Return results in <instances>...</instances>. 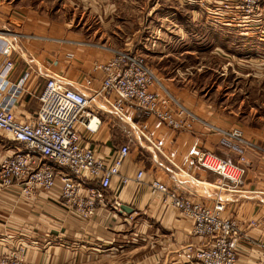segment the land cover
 Segmentation results:
<instances>
[{
  "label": "crops",
  "instance_id": "1",
  "mask_svg": "<svg viewBox=\"0 0 264 264\" xmlns=\"http://www.w3.org/2000/svg\"><path fill=\"white\" fill-rule=\"evenodd\" d=\"M0 38L15 45V49L0 46V71L9 60L10 80L17 81L27 74L14 108L21 121L33 117L47 76L57 75L77 86L85 77L92 76L98 85L100 73L92 65L108 59L110 51L74 43L89 41L119 48L76 35L34 11L14 10L2 2ZM150 67L171 90L160 70ZM172 93L205 122L223 128L235 125L214 106L193 97L196 95L182 89ZM129 116L131 123L114 115H102L98 131L87 135L85 141L107 160L121 145H128L129 155L120 173L132 177L137 169H143L142 182L130 180L121 186L120 176L114 177L105 193L104 205L89 220L66 212L57 204L55 193L37 191L25 199L19 195V185H0V254L22 244V264H194L184 248L189 243L199 244L200 239L190 234L191 220L162 205L157 192L149 188V181L156 178L193 199L209 204L222 199L224 214L234 217L245 234L238 243L237 264H263L262 250L249 240L264 237V131L239 127L251 146L242 147L227 140L238 146L226 148L222 144L226 141L202 123H196L192 132L177 133L139 109L130 110ZM18 147L0 130V159ZM201 149L218 152L232 162L241 156L245 158L246 173L237 188L221 185L224 181L218 175L196 165L195 156ZM142 152L150 163L138 160ZM114 201L119 203V210L112 207ZM122 205L130 211L122 210Z\"/></svg>",
  "mask_w": 264,
  "mask_h": 264
},
{
  "label": "built area",
  "instance_id": "2",
  "mask_svg": "<svg viewBox=\"0 0 264 264\" xmlns=\"http://www.w3.org/2000/svg\"><path fill=\"white\" fill-rule=\"evenodd\" d=\"M196 5L203 7L202 11H217L226 20L238 21L242 30L264 37V0H196ZM74 44L110 51L108 59L92 65L100 73L98 85L92 76L85 77L78 86L57 75L47 76L38 96V108L29 120H19L14 111L27 74L17 81L10 80L9 60L0 71V130L19 146L0 159L3 188L19 185V195L25 199L37 191L55 193L57 204L66 212L89 220L104 205L105 193L114 177L120 176L121 186L130 180L142 182L143 169H137L132 177L120 173L129 155L128 145H121L107 160L85 141L87 135L98 131L102 115H114L131 123L132 109L143 111L177 133L192 132L196 123H202L224 140L251 146L241 129L207 123L179 103L141 54L89 41ZM0 46L15 49L12 42L1 38ZM138 131L143 135L142 130ZM195 163L218 175L224 181L221 185L231 189L237 188L246 173L244 157L232 162L209 149L199 150ZM148 186L157 192L162 205L191 220L190 234L200 243H189L184 249L194 264H237L238 243L245 234L234 217L224 214L222 199L211 204L193 199L156 178ZM111 205L119 210L117 201ZM249 242L262 250L264 264V237ZM24 248L19 244L0 254V264H22Z\"/></svg>",
  "mask_w": 264,
  "mask_h": 264
},
{
  "label": "rangeland",
  "instance_id": "3",
  "mask_svg": "<svg viewBox=\"0 0 264 264\" xmlns=\"http://www.w3.org/2000/svg\"><path fill=\"white\" fill-rule=\"evenodd\" d=\"M0 2L34 11L76 35L141 54L160 70L171 90L165 87L186 108L172 91L196 95L231 119L233 127L264 131V37L242 30L238 21L217 11H202L196 0ZM225 141L226 148L238 146ZM138 160L150 163L144 152Z\"/></svg>",
  "mask_w": 264,
  "mask_h": 264
},
{
  "label": "water",
  "instance_id": "4",
  "mask_svg": "<svg viewBox=\"0 0 264 264\" xmlns=\"http://www.w3.org/2000/svg\"><path fill=\"white\" fill-rule=\"evenodd\" d=\"M121 209L124 210V211H128V212L130 211V208H128V207H126L124 205L121 206Z\"/></svg>",
  "mask_w": 264,
  "mask_h": 264
}]
</instances>
